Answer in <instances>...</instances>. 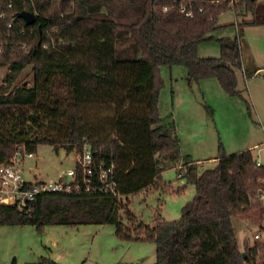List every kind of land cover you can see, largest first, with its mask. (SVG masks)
Masks as SVG:
<instances>
[{
  "label": "trees",
  "instance_id": "16d2710c",
  "mask_svg": "<svg viewBox=\"0 0 264 264\" xmlns=\"http://www.w3.org/2000/svg\"><path fill=\"white\" fill-rule=\"evenodd\" d=\"M165 4L170 8L163 10ZM24 9L38 11L34 24L18 17ZM0 10L6 11L0 19L5 41L0 65L7 67L0 83V164L17 150L35 153L40 145L66 153L87 146L95 174L106 171V181L116 190L115 195L102 191L94 175L89 190L41 193L23 209L0 204V225L42 230L46 225L113 224L120 239L156 244L152 264H264V244L244 241L241 249L232 221V214L246 218L253 209L255 220L264 216V201L258 198L264 161L256 165L251 149L220 152L216 166L204 175L185 159L178 175L196 193L179 220L159 219L149 226L137 221L123 201L161 186L166 162L180 154L173 122L160 115L161 69L183 66L189 80L215 77L227 93L240 95V32L244 25L264 24V1L241 0L232 8L204 3L192 17L179 12L172 0H0ZM229 10L242 17L235 23L236 36L218 38V57L199 56L198 44L213 38L218 17ZM54 24L53 37L63 42L55 50L44 49L45 29ZM26 66L30 83L18 80ZM244 73L253 72L246 68ZM89 107L112 108L103 118L108 128L94 132L102 121L90 118ZM120 210L133 228L122 221Z\"/></svg>",
  "mask_w": 264,
  "mask_h": 264
},
{
  "label": "rangeland",
  "instance_id": "374dc122",
  "mask_svg": "<svg viewBox=\"0 0 264 264\" xmlns=\"http://www.w3.org/2000/svg\"><path fill=\"white\" fill-rule=\"evenodd\" d=\"M241 19L231 10L223 12L213 38L198 44V55L218 57V38L235 37V23ZM240 36L243 66L251 72L259 67L248 77L243 69H236L240 95L227 93L215 77L189 80L183 66L161 69L164 85L159 93L160 115L173 122L180 154L166 162L161 172L162 187L150 186L123 197L137 221L153 226L159 219L181 218L182 207L196 193L195 186L178 175L185 159L196 163L199 175L216 166L220 152L232 155L251 149L254 158L264 161V24L244 25ZM6 71V65H0V83ZM31 79L30 66H26L18 80L30 83ZM86 111L91 119L102 121L94 132L108 128L103 118L110 117L111 107H89ZM76 154L40 145L34 157L25 156V177L32 179L35 174L38 179L54 178L73 168ZM260 185L264 190L262 180ZM254 211L246 218L232 214L241 249L244 241L253 244V234L264 228V216L255 220ZM120 214L122 221L133 228L135 224L128 215L123 210ZM155 260L154 242L120 239L113 224L46 225L42 230L32 225H0V264H152Z\"/></svg>",
  "mask_w": 264,
  "mask_h": 264
},
{
  "label": "built area",
  "instance_id": "2783aa9c",
  "mask_svg": "<svg viewBox=\"0 0 264 264\" xmlns=\"http://www.w3.org/2000/svg\"><path fill=\"white\" fill-rule=\"evenodd\" d=\"M177 10L183 13L185 16L192 17L196 12H202L204 10V3H211L220 5L226 3L228 7L232 8L239 4L241 0H172ZM33 5V4H32ZM11 3H8L6 8L10 9ZM170 7L165 4L162 9L167 10ZM34 13L35 17L38 15L36 9L29 10ZM6 17V11L0 10V19ZM68 22V21H67ZM13 21L10 20L7 23V28H11ZM58 31L56 24L47 27L45 32L49 37L42 43L44 49H57L58 45L63 42L62 38L55 40L52 33ZM9 30L7 32V35ZM24 34V31H21ZM4 40L0 39V53ZM23 48H27L28 45L21 42ZM25 156L28 158L34 157L32 152H23L17 150L16 153L9 159L7 163L0 164V204L15 205L20 209L28 207L36 197L45 192H78L82 188L89 190L91 188V182L93 176L96 175L100 181V189L105 192L116 194L114 183L106 181L107 172L99 171L95 174L94 171V159L89 147L85 146L82 152H77L75 156V164L73 168L67 169L64 172L59 173L54 178L38 179L33 174L32 179L25 177V169L23 167ZM256 165H260L262 162L257 158ZM101 166V164H100ZM110 171V170H109ZM264 184V180H262ZM260 198L264 199V190L259 193ZM254 242L264 244V228L259 229L253 234Z\"/></svg>",
  "mask_w": 264,
  "mask_h": 264
},
{
  "label": "water",
  "instance_id": "95a60500",
  "mask_svg": "<svg viewBox=\"0 0 264 264\" xmlns=\"http://www.w3.org/2000/svg\"><path fill=\"white\" fill-rule=\"evenodd\" d=\"M18 17L23 19V21L25 22V24L27 25H31L34 24L36 22V17L34 15V13H32L31 11H27V10H21L18 12ZM62 152L64 153L65 150H62ZM243 257L245 256V252H242Z\"/></svg>",
  "mask_w": 264,
  "mask_h": 264
},
{
  "label": "crops",
  "instance_id": "0c3cea01",
  "mask_svg": "<svg viewBox=\"0 0 264 264\" xmlns=\"http://www.w3.org/2000/svg\"><path fill=\"white\" fill-rule=\"evenodd\" d=\"M244 69H246L244 66H243V72H244ZM259 69V67L258 68H255V69H253V73H255L257 70ZM245 74V73H244ZM245 76H246V74H245Z\"/></svg>",
  "mask_w": 264,
  "mask_h": 264
}]
</instances>
